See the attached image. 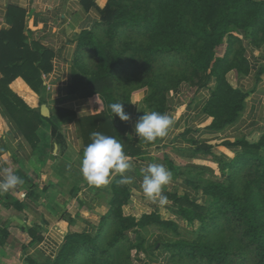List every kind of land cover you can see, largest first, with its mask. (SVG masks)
Listing matches in <instances>:
<instances>
[{
    "label": "trees",
    "instance_id": "16d2710c",
    "mask_svg": "<svg viewBox=\"0 0 264 264\" xmlns=\"http://www.w3.org/2000/svg\"><path fill=\"white\" fill-rule=\"evenodd\" d=\"M83 2L86 9L98 8L95 0ZM98 11L100 23L79 36L77 73L69 88L78 98L97 95L105 105L103 114L82 120L86 145L92 142V133L99 132L116 138L128 157L142 156L145 151L128 137L129 121H121L110 106L123 103L129 115L133 96L143 90L148 95L139 118L144 112L167 114L169 95L184 84L199 90L213 85L203 110L212 119L206 130L223 133L238 122L250 94L231 79L251 72L244 38L252 48H264V0H107ZM7 21L11 28L0 33V101L36 149L40 126L50 124L57 139L59 123L30 109L10 86L20 78L42 95L43 75L52 71L53 54L29 42L24 9L9 7ZM222 46L226 51L219 55ZM222 146L234 156H217L208 143L194 147L195 155L217 164L215 170L206 167L205 173L220 179L187 176L186 184L196 194L202 192L201 197L165 195L181 222L200 224L191 237L156 212L127 216L124 207L131 193L116 176L109 212L93 232L70 229L53 260L28 256L26 263L145 264L133 252L148 253L161 244L166 264H264V133L256 142L225 140ZM172 170L174 178L182 174ZM151 227L175 238L152 242ZM27 231L30 247L43 242L42 227Z\"/></svg>",
    "mask_w": 264,
    "mask_h": 264
},
{
    "label": "crops",
    "instance_id": "0c3cea01",
    "mask_svg": "<svg viewBox=\"0 0 264 264\" xmlns=\"http://www.w3.org/2000/svg\"><path fill=\"white\" fill-rule=\"evenodd\" d=\"M95 2L102 9L107 0ZM9 7L26 11L29 42L37 43L53 54L52 71L43 75L42 95L33 92L20 78L10 88L32 110L41 112V107L47 105L49 118L59 123L57 139H53L50 124L40 126L37 132L39 144L35 149L0 101V182L6 178L5 169L23 180V184L14 189L0 190V264H27L28 256L37 261L53 260L70 229L93 232L109 212L113 191L112 182L95 187L80 172L83 149L87 146L82 120L103 114L106 111L104 102L97 95L78 98L69 92L77 73L79 36L100 23L98 8L86 9L83 0H0V33L11 28L7 21ZM258 51L264 52V48ZM261 58L255 57L250 62L251 72L247 77L234 79L236 87L250 95L241 118L223 133L206 130L212 119L203 110L213 85L200 90L190 87L189 97L185 93L187 85L172 92L167 114L173 119V125L166 138L151 143L139 142L135 136V125L143 108L137 110L140 100L137 101V94L133 96L128 137L145 153L129 157L132 168L126 175L131 176L133 182L126 184L131 193V200L124 207L127 216L137 218L156 212L162 219L180 225L169 202L162 205L159 198L145 197L140 187L141 170L150 163L163 164L172 173V181L164 188L163 195L170 194V186L179 182L183 187L178 193L180 196H194L193 187L186 184L187 176L199 178L201 174L205 178L206 167L215 170L217 165L212 158L195 155L196 145L208 143L214 147L217 156L223 153L226 158H232L234 153L221 146L223 141L246 139L256 142L261 137L264 133V57ZM183 95H186L185 99ZM173 151L177 154L173 155ZM177 163L186 169L178 167ZM172 168L182 174L174 178ZM187 171L193 175H187ZM35 225L42 227L44 240L30 247L31 237L27 230ZM149 238L152 242L173 240L166 233L150 234ZM23 248H26V255H23Z\"/></svg>",
    "mask_w": 264,
    "mask_h": 264
},
{
    "label": "clouds",
    "instance_id": "9594fccd",
    "mask_svg": "<svg viewBox=\"0 0 264 264\" xmlns=\"http://www.w3.org/2000/svg\"><path fill=\"white\" fill-rule=\"evenodd\" d=\"M123 103L111 104V110L121 121L127 122L130 116L125 112ZM173 125V119L168 114L157 111L144 112L135 125V136L139 142H155L166 138ZM132 165L125 154L123 145L114 137L92 133V142L83 149L80 172L83 178L92 186L103 187L109 185L117 175L121 176V184L133 182L131 176L126 175ZM6 178L0 182V190L8 191L23 184V180L4 170ZM141 190L145 197L155 200L159 198L160 204L167 202L163 195L164 188L172 181L171 171L163 164L150 163L142 170Z\"/></svg>",
    "mask_w": 264,
    "mask_h": 264
},
{
    "label": "rangeland",
    "instance_id": "374dc122",
    "mask_svg": "<svg viewBox=\"0 0 264 264\" xmlns=\"http://www.w3.org/2000/svg\"><path fill=\"white\" fill-rule=\"evenodd\" d=\"M245 40V46H246V49H247V56H248V59H249V62H253L255 57H259L260 59H262L261 57H264V52H261V51H256L254 48L251 47V45L246 41V39L244 38ZM226 51V46H222L218 49L217 53L219 55H223ZM236 77H233L231 79L232 83L236 86V82L234 81ZM186 85V84H184ZM188 88L186 90V95L187 97H189L190 95V92H191V89H190V85H187ZM191 88H195V87H191ZM145 95V98L146 96L148 95V92L147 90H143V91H140L139 93H137V101L140 100V102L138 103L137 102V110H140L141 108H144V100L142 99L143 96ZM186 95H183L182 97L185 99ZM221 146H222V143H221ZM177 152L176 151H173V155H176ZM222 156L225 157V154L222 153ZM173 157V156H172ZM177 166H181L182 169H186L185 166L182 164H179L177 163ZM189 172V174L187 175H193L192 172L190 171H187ZM204 179H212V180H220L219 177H217L216 175H213L212 173H205L204 175ZM183 187H182V184L181 183H174V186H170V190H171V193H181ZM194 195L195 194V190H192L191 191ZM182 195V194H181ZM201 193L199 194H196V196L199 198L201 197ZM195 197V195H194ZM165 220V219H164ZM200 224L199 223H196V224H192V225H187L183 222H180V228H181V233H183L185 237H191L192 236V233L196 232L197 229L199 228ZM161 233H164L162 232L160 229L156 228V227H151L150 228V234L151 235H159ZM167 235H169L170 237H172L173 239L175 238L173 234L171 233H167ZM150 237V235H148V238ZM150 239V238H149ZM161 247V244L160 245H157L156 247H153L152 249L148 250V253H136V252H133V255L135 257V259L137 261H139L140 263H145V264H166V256H167V253L163 254L162 253V249H160Z\"/></svg>",
    "mask_w": 264,
    "mask_h": 264
},
{
    "label": "water",
    "instance_id": "95a60500",
    "mask_svg": "<svg viewBox=\"0 0 264 264\" xmlns=\"http://www.w3.org/2000/svg\"><path fill=\"white\" fill-rule=\"evenodd\" d=\"M41 115H42L44 118H49L50 113H49V109H48L47 105H43V106L41 107Z\"/></svg>",
    "mask_w": 264,
    "mask_h": 264
}]
</instances>
